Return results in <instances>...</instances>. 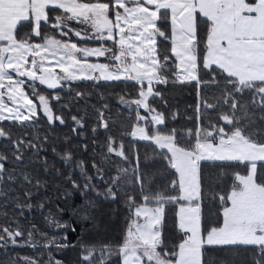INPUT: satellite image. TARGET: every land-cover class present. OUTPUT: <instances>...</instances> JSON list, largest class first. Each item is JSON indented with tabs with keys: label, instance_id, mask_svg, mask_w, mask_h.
<instances>
[{
	"label": "snow or ice",
	"instance_id": "1",
	"mask_svg": "<svg viewBox=\"0 0 264 264\" xmlns=\"http://www.w3.org/2000/svg\"><path fill=\"white\" fill-rule=\"evenodd\" d=\"M69 33L99 41V46L63 39ZM161 41L169 47H160ZM89 57L109 62L90 63ZM78 80L132 82L136 96L119 97L135 116L127 135L150 142L174 170V178L157 188L156 173L141 170L133 148L135 167H117L109 180L103 168L92 163L97 178L107 184L101 193L85 162L79 161L85 183L81 186L69 177L73 190H91L112 201L123 197L127 221L119 243L81 242L80 264H243L241 249L250 250L251 264H264V0H0V140L11 144L15 163L23 164L29 149L38 155L42 145L14 138L2 122L34 125L42 111L50 124H64L52 107L53 101L61 102L60 94L45 95L37 84L55 90ZM169 83L194 84V128L166 127L163 112L149 102L166 104L157 86ZM107 108L105 103L102 109ZM102 109L97 110V127L107 130ZM72 119L77 127L84 126L81 119ZM82 147L87 151V144ZM106 150L105 161L114 154L131 163L122 140L109 135ZM61 159L73 162L72 153L65 152ZM8 162L9 156L0 151V197L13 199L8 194L14 189L4 186L17 182V169L6 168ZM42 163L47 170V160ZM19 179L36 190L43 187L27 172L21 171ZM32 195L25 191L24 202L14 198L21 216L25 209L32 210ZM206 202H215V209L206 213ZM166 206H174L175 241L164 235ZM36 207L43 212L44 202ZM97 207L88 202L82 219L93 218ZM46 220L63 231L49 237L35 225L25 233L15 218L0 223V264H73L56 258L53 251L76 248L68 241L75 227L50 210ZM21 247L36 251L31 256L10 254V248Z\"/></svg>",
	"mask_w": 264,
	"mask_h": 264
},
{
	"label": "trees",
	"instance_id": "2",
	"mask_svg": "<svg viewBox=\"0 0 264 264\" xmlns=\"http://www.w3.org/2000/svg\"><path fill=\"white\" fill-rule=\"evenodd\" d=\"M59 14V13H57ZM74 28H80V25L72 24ZM55 33L52 29H42ZM58 35V34H57ZM71 42L77 43L78 46L95 47L99 46V41L80 40L73 34L69 33ZM39 40V38H37ZM160 47H169V42L161 41ZM31 59V58H29ZM90 63H108L106 57H89ZM20 78V77H17ZM26 79V78H25ZM28 83H31L30 81ZM68 86L62 89H47L45 86L37 84L39 90L48 95L49 93H59L62 97L60 103L52 102V107L55 113L61 115L65 121L60 124L59 121L50 124L42 111L39 113V120L33 124H27L22 127L16 122L3 121L6 131H11L13 137H23L25 140H30L35 144L42 145L39 154L29 149L24 153L23 164H17L12 157V147L7 141L0 140V151H4L9 156V162L6 163V168H16L18 180L15 184H6L4 187L14 189L9 192V198L0 197V223L15 218L19 220L22 230L27 232L29 226L35 225L39 231L44 232L49 237L59 235L63 230L50 227L46 220V215L50 210L53 215L62 222H67L75 227V232H68V241L76 245L74 249H68L64 253L53 251V255L58 259L71 261L73 264H80V243L84 244H100V243H119L122 239L126 227V209L123 205V197L118 196L117 200H105L102 196H97L96 192H103L107 184L97 178L95 170L92 168V163L100 165L103 168L105 180H109L115 175L117 167H135V162L131 161L132 150L138 152L140 157L141 170H148L151 173H156L153 183L157 188L167 183L174 170L167 168L166 161L162 160L158 155V150L148 141H138L127 135L132 130L135 116L132 111L119 103L120 95L127 93L135 97L136 91L132 82L127 84L124 81H88L78 80L74 82H65ZM163 92L164 99L167 103H161L159 99L152 100V103L158 111L163 112L165 116V126L168 128H176L178 131L182 129L195 127V105L197 103L196 88L194 84H172L169 83L166 87L158 85ZM26 91L31 93V89ZM76 92L83 93V97L76 96ZM107 103L108 108L102 109V106ZM67 105V106H65ZM98 109L105 112V119L109 122L107 130L97 127L99 124ZM77 117L82 120L83 127H77L72 117ZM173 116L175 118L173 119ZM192 117V119H188ZM97 127V133L93 134L92 129ZM75 128V132L73 129ZM114 137L117 142L123 141L125 151L130 157V161H123L120 157L110 155L105 161L106 142L108 136ZM46 138V139H45ZM93 141H96L94 144ZM87 144V151L82 145ZM55 149V152L53 151ZM70 151L72 153L73 162L65 163L61 156ZM145 156L152 159L145 160ZM46 159L48 163L47 170L45 169L42 160ZM84 161L86 172L92 177V183L96 186V192L89 190L86 193L76 192L73 190L71 180L79 185H83L85 180L81 175L78 162ZM27 172L35 179L42 182L43 187L39 190L31 188L19 179L20 172ZM212 171V169H207ZM23 185V187L21 186ZM25 191H31L33 208L29 212L24 210L21 216L20 209L15 207V199L19 198L20 202L26 200ZM69 193V195H65ZM87 197V199H85ZM41 201L44 202L45 208L42 212L36 207ZM95 202L97 208L92 209L90 219H82L85 211V206L88 202ZM174 206L165 207L164 217V235L171 241L179 239L175 228V216L173 213ZM215 202L205 203L204 210L215 209ZM62 209L63 211H57ZM115 210V211H114ZM7 212V216L2 213ZM15 227V225H13ZM34 238L40 241L44 240L38 233H34ZM36 250L29 247H21L9 249L10 254L15 255H34ZM39 251L45 252L44 249ZM209 255L221 256V252H210ZM243 264H251L250 250L241 249L239 253ZM2 258V257H0ZM47 254L45 252V259Z\"/></svg>",
	"mask_w": 264,
	"mask_h": 264
},
{
	"label": "rangeland",
	"instance_id": "3",
	"mask_svg": "<svg viewBox=\"0 0 264 264\" xmlns=\"http://www.w3.org/2000/svg\"><path fill=\"white\" fill-rule=\"evenodd\" d=\"M88 62H89V61H88ZM55 70H56V72H58V73H59V71H60L59 68H56ZM15 78H16V79H20V78H17V77H15ZM9 105L11 106L10 102H9ZM140 112H141V114H143V115H147V113H144L143 109H141ZM134 139H135V138H134ZM136 140H138V139H136ZM138 141H141V140H138Z\"/></svg>",
	"mask_w": 264,
	"mask_h": 264
},
{
	"label": "flooded vegetation",
	"instance_id": "4",
	"mask_svg": "<svg viewBox=\"0 0 264 264\" xmlns=\"http://www.w3.org/2000/svg\"><path fill=\"white\" fill-rule=\"evenodd\" d=\"M15 76V74H13Z\"/></svg>",
	"mask_w": 264,
	"mask_h": 264
}]
</instances>
